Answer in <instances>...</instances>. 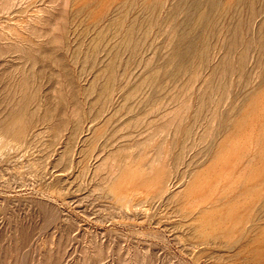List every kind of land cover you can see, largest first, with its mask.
<instances>
[{
	"label": "rangeland",
	"instance_id": "1",
	"mask_svg": "<svg viewBox=\"0 0 264 264\" xmlns=\"http://www.w3.org/2000/svg\"><path fill=\"white\" fill-rule=\"evenodd\" d=\"M195 1L0 0V264H264V0Z\"/></svg>",
	"mask_w": 264,
	"mask_h": 264
},
{
	"label": "bare ground",
	"instance_id": "2",
	"mask_svg": "<svg viewBox=\"0 0 264 264\" xmlns=\"http://www.w3.org/2000/svg\"><path fill=\"white\" fill-rule=\"evenodd\" d=\"M23 80L25 81V79H23ZM24 96H25V95H24ZM27 97H29V96H27ZM30 97H31V96H30ZM19 106H20V105H19ZM19 106H18V107H19ZM24 111H25V110H24ZM26 111H27V110H26ZM22 112H23V111H22ZM19 114H20V112H18V115H19ZM18 115H17V113H16L17 118L19 117ZM24 115H25V114H24ZM11 116L13 117V115H11ZM11 116H10V117H11ZM8 117H9V116H8ZM14 117H15V116H14ZM14 117H13V118H14ZM26 117H27V116H26ZM17 118H16L15 120H14V119H13V120L16 121ZM20 118H22V116H21ZM20 118H18V119L21 121ZM27 118H28V117H27ZM11 119H12V118H11ZM11 119H10V122H11ZM23 119H24V118H23ZM0 120H1V119H0ZM4 120H5V118L3 119V122H4ZM13 120H12V121H13ZM19 120H18V121H19ZM29 121H30V120H29ZM29 121H28V122H29ZM7 122H8V121H7ZM10 122H9V123H6V124H5V123L1 124V125H0V129H1L2 131L9 132L10 135L14 136V138H15V136H18V135L21 134V131H20L18 128H16L18 125L16 126V125H14V123H10ZM22 122H23V121H21V123H22ZM25 122H26V121H25ZM26 123H27V122H26ZM24 124H25V123H24ZM169 124H170V123H169ZM169 124H168V125H169ZM25 125H27V124H25ZM19 126H20V125H19ZM169 126H170V125H169ZM21 129H22V128H21ZM22 130H23V129H22ZM5 132H3V133L5 134ZM23 132H24V131H23ZM21 135H22V134H21ZM5 136H6V135H5ZM16 138H18V137H16ZM252 142H253V140H252ZM248 143H249V142H248ZM158 147H159V146H158ZM223 148H224V147H223ZM251 149H252V148H251ZM246 152H247V151H246ZM158 153H159V152H158ZM252 157H253V156H252ZM248 162H249V161H248ZM243 171H244V170H243ZM254 171H255V170H254ZM252 176H253V175H252ZM254 186H255V185H254ZM253 189H254V188H252V186H249L248 188H244L243 191H244L245 193H246V192H248V193H249V192H252V193H253ZM241 192H242V191H241ZM240 195H242V194H240ZM252 195L254 196V194H252ZM255 195H256V194H255ZM243 196H244V195H243ZM250 197H251V196H249L248 199H249ZM243 198H244V197H243ZM252 198H253V197H252ZM252 198H251V199H252ZM205 201H206V200H205ZM243 201H245V200H243ZM250 202H251V201H250ZM244 203H245V202H244ZM251 204H252V203H251ZM247 205H248V204H247ZM244 206H245V205H244ZM249 206H250V205H249ZM245 209H246V208H245ZM227 211H228V210H227ZM227 211H226V212H227ZM227 213H229V212H227ZM249 213H250V212H249ZM231 215H234V213L231 214ZM229 217L231 218L230 215H228V217L226 216V217H225L226 219L224 218L225 222L228 221V219L230 220ZM232 218H233V217H232ZM251 219H252V218H251ZM234 220H235V218H234ZM234 220H233V222H235ZM238 220H239V219H238ZM236 221H237V219H236Z\"/></svg>",
	"mask_w": 264,
	"mask_h": 264
},
{
	"label": "water",
	"instance_id": "3",
	"mask_svg": "<svg viewBox=\"0 0 264 264\" xmlns=\"http://www.w3.org/2000/svg\"><path fill=\"white\" fill-rule=\"evenodd\" d=\"M219 3V0H210V7L209 9L212 7V6H217V4ZM200 4L199 0H196L195 2L192 3V5L190 6V11L188 12V16L189 17H193L195 16V9L198 8V5Z\"/></svg>",
	"mask_w": 264,
	"mask_h": 264
}]
</instances>
